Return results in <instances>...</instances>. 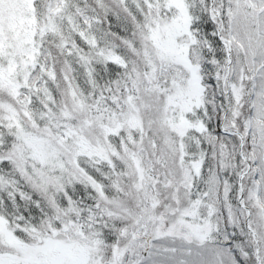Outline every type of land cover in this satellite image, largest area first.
<instances>
[{
    "label": "snow or ice",
    "instance_id": "1",
    "mask_svg": "<svg viewBox=\"0 0 264 264\" xmlns=\"http://www.w3.org/2000/svg\"><path fill=\"white\" fill-rule=\"evenodd\" d=\"M0 264H264V0H0Z\"/></svg>",
    "mask_w": 264,
    "mask_h": 264
}]
</instances>
